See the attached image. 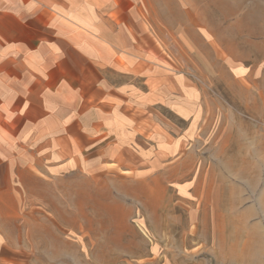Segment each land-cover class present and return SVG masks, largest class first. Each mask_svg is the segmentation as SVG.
Here are the masks:
<instances>
[{"label": "rangeland", "instance_id": "374dc122", "mask_svg": "<svg viewBox=\"0 0 264 264\" xmlns=\"http://www.w3.org/2000/svg\"><path fill=\"white\" fill-rule=\"evenodd\" d=\"M132 6L147 77L134 84L168 92L151 144L90 135L19 152L0 264H264V0Z\"/></svg>", "mask_w": 264, "mask_h": 264}, {"label": "crops", "instance_id": "0c3cea01", "mask_svg": "<svg viewBox=\"0 0 264 264\" xmlns=\"http://www.w3.org/2000/svg\"><path fill=\"white\" fill-rule=\"evenodd\" d=\"M124 4L0 0V191L12 188L19 152L90 135L113 145L142 135L151 144L149 114L167 107L168 92L153 91L150 78L147 89L134 84L147 77L136 61L135 9ZM121 74L129 80L120 83Z\"/></svg>", "mask_w": 264, "mask_h": 264}]
</instances>
